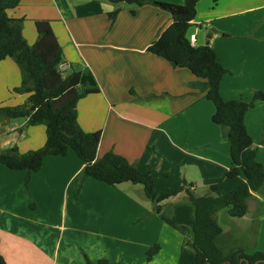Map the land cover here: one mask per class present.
I'll return each instance as SVG.
<instances>
[{
	"label": "crops",
	"instance_id": "0c3cea01",
	"mask_svg": "<svg viewBox=\"0 0 264 264\" xmlns=\"http://www.w3.org/2000/svg\"><path fill=\"white\" fill-rule=\"evenodd\" d=\"M118 7L112 21L109 13ZM8 14L26 20L23 35L30 45L38 39L35 22L50 21L63 49V71L92 72L100 92L81 99L77 110L85 132H102L98 158L115 152L142 172L152 167L160 191L185 186L196 195L202 190L224 198L246 181L227 176L231 144L213 122L215 105L195 75L148 51L173 23L170 13L106 0H22ZM189 32L197 36L195 46L209 43L229 70L221 85L225 100L249 101L264 92V0H201ZM20 84L17 64L0 62V107L25 104L28 96L13 92ZM245 123L264 166V101ZM26 124L0 120V151L44 146L45 127ZM84 167L73 151L47 157L39 172L0 164V255L7 264H86V256L92 264H146L155 244L160 250L151 264H193L194 209L185 193L162 202L159 214L141 185L114 187L87 178L76 196ZM245 207L235 217L231 206H216L221 246L264 253V193H251Z\"/></svg>",
	"mask_w": 264,
	"mask_h": 264
},
{
	"label": "trees",
	"instance_id": "16d2710c",
	"mask_svg": "<svg viewBox=\"0 0 264 264\" xmlns=\"http://www.w3.org/2000/svg\"><path fill=\"white\" fill-rule=\"evenodd\" d=\"M22 0H0V62L10 58L21 73V84L13 92L27 95L23 105L0 107V120L27 119L26 127L44 126L46 143L38 150L21 153L18 147L0 151V164L11 170L39 172L49 156H66L73 151L84 163V171L77 182L76 196L87 178L110 186L123 183L141 185L148 199L162 210L161 203L185 193L186 200L194 209L192 247L195 252L193 264H240L247 259L249 264H264V253L248 255L242 249L221 246V232L216 219V206H231L233 216H242L251 193H264V166L258 161L257 149L246 127L248 112L257 102L264 101V92L256 91L251 100L244 98L225 100L221 85L229 70L219 61L210 45L195 46L190 42L189 31L197 17L201 0H185L177 5L153 0H106L121 6L134 8L155 5L171 14L173 23L152 43L148 51L167 60L175 68L189 69L198 79L197 85L216 108L213 122L225 129L231 144L232 167L227 173L231 179L243 175L244 183L224 198L211 195H196L191 188L160 191L155 186L154 169L142 172L124 156L109 152L98 158L102 132H85L78 121V103L88 95L98 94L100 88L92 72L85 68L77 71L70 68L64 72L63 49L59 44L50 21L35 22L37 41L30 45L23 35L25 19H14L8 14L20 6ZM121 9L109 13L115 21ZM135 14V11H132ZM65 74H67L65 76ZM35 108L32 111V108ZM216 188H213V193ZM160 250L155 244L147 253V263ZM0 264H7L0 255ZM86 264H92L86 256ZM100 264H109L106 260ZM121 264V263H115ZM243 264H246L245 262Z\"/></svg>",
	"mask_w": 264,
	"mask_h": 264
},
{
	"label": "rangeland",
	"instance_id": "374dc122",
	"mask_svg": "<svg viewBox=\"0 0 264 264\" xmlns=\"http://www.w3.org/2000/svg\"><path fill=\"white\" fill-rule=\"evenodd\" d=\"M128 6V5H127ZM130 7V6H129ZM68 73V72H67ZM67 74H65V76H66ZM248 93V92H247ZM255 93V92H254ZM253 93V94H254ZM252 94V93H251ZM253 109V108H252ZM13 121H15V120H13ZM6 126V125H5ZM4 126V128H3V131L6 133V131L5 130H7V128ZM141 188V187H140ZM199 195H205V193H203L202 192V190H200V192H199ZM255 231V230H254ZM250 239L251 238V231H250V233H248L247 235H246V239ZM189 264V263H188Z\"/></svg>",
	"mask_w": 264,
	"mask_h": 264
},
{
	"label": "built area",
	"instance_id": "2783aa9c",
	"mask_svg": "<svg viewBox=\"0 0 264 264\" xmlns=\"http://www.w3.org/2000/svg\"><path fill=\"white\" fill-rule=\"evenodd\" d=\"M196 39H197L196 34L190 35V42H191L193 45L196 43ZM64 69H65V71H66V70H68L69 68H64ZM61 70L63 71L62 66H61ZM65 71H64V72H65Z\"/></svg>",
	"mask_w": 264,
	"mask_h": 264
},
{
	"label": "water",
	"instance_id": "95a60500",
	"mask_svg": "<svg viewBox=\"0 0 264 264\" xmlns=\"http://www.w3.org/2000/svg\"><path fill=\"white\" fill-rule=\"evenodd\" d=\"M214 31H215V30H214ZM209 37H211V36H209ZM207 45H209V43H207ZM34 110H35V108L33 107V108H32V111H34ZM244 262H245L246 264H249V261H248L247 259H242L241 262H240V264H243ZM258 263H259V262H257L256 264H258ZM209 264H210V263H209Z\"/></svg>",
	"mask_w": 264,
	"mask_h": 264
}]
</instances>
